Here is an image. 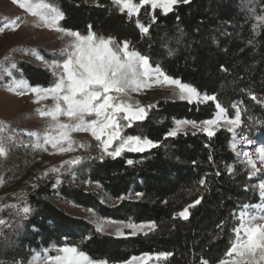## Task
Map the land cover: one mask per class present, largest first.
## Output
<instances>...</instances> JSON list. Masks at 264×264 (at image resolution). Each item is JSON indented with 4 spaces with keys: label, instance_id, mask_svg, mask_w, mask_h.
Instances as JSON below:
<instances>
[{
    "label": "trees",
    "instance_id": "trees-1",
    "mask_svg": "<svg viewBox=\"0 0 264 264\" xmlns=\"http://www.w3.org/2000/svg\"><path fill=\"white\" fill-rule=\"evenodd\" d=\"M43 1L63 12L62 28L82 35L91 30L120 45L127 41L129 49L149 57L154 68L159 65L167 75L215 100L159 102L126 132L156 143L148 151L123 152L113 158L99 145L85 144L87 153L74 169L67 164L69 171L49 175L25 189L34 214L22 239L77 246L93 260L108 264H122L145 253L170 254L156 264H201L202 260L218 264L235 239L242 206L259 202L254 170L237 155L226 129L211 137L190 131L175 137L166 134L176 120L199 124L213 119L217 103L232 115L242 107L246 130H257L251 125L254 117L264 121V22L257 19L264 17V0H190L167 15L147 5L131 17L113 0ZM137 21L149 26L148 34L140 31ZM15 73L42 87L51 86L58 77L29 62H20ZM257 131L264 135L263 127ZM95 152L99 154L94 156ZM88 183L98 185V190L90 191ZM58 199L114 221L154 222L156 227L147 235L115 238L61 210L55 203ZM197 199L200 203L195 204ZM186 207L189 215L184 219L178 213Z\"/></svg>",
    "mask_w": 264,
    "mask_h": 264
},
{
    "label": "snow or ice",
    "instance_id": "snow-or-ice-1",
    "mask_svg": "<svg viewBox=\"0 0 264 264\" xmlns=\"http://www.w3.org/2000/svg\"><path fill=\"white\" fill-rule=\"evenodd\" d=\"M190 0H113L118 5L121 12L127 10L131 17L134 13L139 12L140 7L150 5L151 9L161 10L162 14L167 15L172 12L174 6L178 4H188ZM21 8L28 10L33 16H38L45 26L53 28L55 31L64 36L71 37L69 45L61 50L66 56L62 64H54L53 68H60L62 72L49 87H31L30 91L36 95V102L51 97L54 105L44 110L38 108L37 111L41 116L51 118V128L56 130L55 135L45 134L42 142L37 141L33 147L47 151L45 145H51L53 149L59 152L73 151L74 141L71 138L73 132H90L91 135L99 141V147L102 153L112 156H120L121 153L144 152L148 148L156 147L151 139L138 135L122 136V128L131 126L135 121H142L146 117V109L137 104L128 102L130 92H138L141 89L149 88L155 84L174 86L178 89V96L181 100H187L191 103L193 100H215L214 96L201 97L197 89L189 84L182 83L179 79L167 75L159 65L153 66L149 57L140 55L135 51L129 50V43L123 42L122 46L112 38L97 37L94 32L89 30L87 35H82L78 31H72L62 28L58 21L64 18L63 12L47 4L41 3L33 5L30 0H24L19 5ZM39 9H46L41 11ZM264 22V17H257ZM152 23H155L156 16L151 17ZM91 28V26H89ZM137 27L143 34L149 33V26L137 21ZM171 54V52L169 53ZM37 59H43L37 55ZM20 85H17L19 87ZM11 90V89H10ZM23 95L24 93H20ZM252 99H256L255 96ZM218 109L215 118L207 119L199 124L196 121L176 120L175 127L167 132V137H175L178 132L184 130L188 125L200 131L207 133L209 137L214 135L213 127L218 126L222 119L230 125L228 131L233 132L241 122V112L236 110L233 118L225 117V109L219 103L216 104ZM60 117H66L67 122H62ZM87 117H94L87 119ZM126 121L127 124H122ZM0 131L3 127L0 126ZM37 135L36 133H29ZM114 150L109 151L117 142ZM67 147H64V144ZM252 143V141H248ZM235 147V145H233ZM258 157L264 163V146L256 150ZM8 149L0 144V157H6ZM240 155V153H237ZM243 156L247 157V163L256 169L250 154L245 151ZM211 159V157H209ZM79 157L66 163H77ZM132 164V160L127 161ZM58 171V169H52ZM232 169L229 168V172ZM255 171L253 175H255ZM3 183V177H0V184ZM59 183V180L57 181ZM201 184L205 181L201 180ZM260 203L245 204L242 206L244 211L239 214V226L234 229L235 239L230 242V247L225 253L224 259L219 260L218 264H264V178L258 185ZM142 196V193H136ZM123 199V197H121ZM195 204L200 203L197 199ZM191 205L189 207H192ZM15 209V204L7 205ZM189 207L184 208L178 215L184 219L188 218ZM256 210L259 215L249 211ZM22 211L25 215L30 212L28 206H24ZM18 214V213H17ZM6 221L0 219V225ZM112 223H121L122 227L117 228V235H124L123 228L132 229L131 235H137L138 231L145 228L154 230V222L134 224L132 222L123 223L112 221ZM97 231H103L102 226ZM147 235V232H144ZM2 235V233H0ZM169 253H160V257L166 258ZM41 259L38 254L33 258L34 261ZM45 264H107L106 261H96L77 246H61L56 249L55 255L44 256ZM152 257L145 253L142 256H133L127 264H147ZM201 264H208L207 260H202Z\"/></svg>",
    "mask_w": 264,
    "mask_h": 264
},
{
    "label": "rangeland",
    "instance_id": "rangeland-1",
    "mask_svg": "<svg viewBox=\"0 0 264 264\" xmlns=\"http://www.w3.org/2000/svg\"><path fill=\"white\" fill-rule=\"evenodd\" d=\"M86 1L95 3L98 0ZM22 2L24 0H0V126L3 127V131H0V144L8 149V155L0 157V177H3V183L0 184V219L6 221L4 225H0V233H2L0 235V264H45L43 257L55 255L56 249L61 246L54 243L40 245L41 241L33 243L22 239L23 235L26 234L25 226L28 225L31 216L34 214L32 206L26 203L25 189L34 188L39 180L46 179L49 175H56L55 177H57L69 171L67 164L71 169H74L87 153L85 144L99 145V141L90 132H73L71 133V138L74 141L73 151L59 152L57 149H53L50 144L45 145L47 151L33 147L38 140L42 142L45 134H57L56 130L50 127L51 118L41 116L37 111L38 108L44 110L51 108L54 101L49 97L36 102V95L30 89L31 87L42 86H33L29 81L19 79L15 70L20 62H29L58 76L62 69L52 66L62 64L66 56L61 50L69 45L72 38L45 26L38 16H33L28 10L19 6ZM30 2L34 6L41 3L49 5L43 0H30ZM134 2L138 4L139 0H134ZM39 10L47 11L46 9ZM133 15L138 14L134 13ZM61 21H58L60 27ZM37 55L43 59H37ZM17 85L20 86L17 87ZM21 92L24 94L21 95ZM177 93L178 89H175L174 86L153 83L149 88L130 92L128 102L134 105L138 103L140 107L146 109L148 114L163 100L188 102L179 99ZM200 96L207 95L200 94ZM209 101L193 100L190 104H205ZM237 109L241 112V122L233 132H229L232 135L236 153H240L239 156L247 161L248 158L243 156V152L247 151L256 164V169H253L256 173L253 180L258 187L260 180L264 178V163L260 161L256 150L264 146V135L257 130L264 128V121L254 117L251 125H254L257 130H246L244 109L236 107ZM224 115L230 119L234 117L235 113L232 115L225 110ZM92 118L94 117H87V119ZM60 120L67 122L66 117H60ZM258 120L260 121L258 122ZM121 123L127 124L126 121H121ZM133 124L134 122L131 126ZM131 126L122 128V136H128L126 132ZM229 127L230 125L222 119L218 126L213 127L214 134L221 129L228 130ZM187 131L203 132L207 135L206 132L193 128L191 125L186 126L181 132ZM29 133H36L37 135H30ZM248 141H252V143H248ZM117 143L118 141L114 142L109 151L114 150ZM63 146L67 147V144L65 143ZM152 148H148L146 151ZM98 154L95 152L94 156ZM77 157H79V162L66 163L75 160ZM52 169H58V171H52ZM87 187L90 191H96L99 188L98 185L92 183H88ZM55 203L64 212L91 223L96 229L102 226L103 231L99 232L103 234L115 238L131 235L132 229L129 228H123L124 235H117L116 230L121 228L122 224L112 223L114 220L100 216L93 209L82 208L72 202L59 199L55 200ZM113 203L118 204L119 202L114 201ZM258 203H260V197ZM12 204L17 207L15 209L7 207V205ZM24 206L30 208L27 215L22 211ZM249 211L259 215L254 209H249ZM150 231L145 228L143 231H138L137 235ZM38 254L41 259L34 261L33 258ZM156 261L157 257H152L147 264H156ZM122 264H127V262Z\"/></svg>",
    "mask_w": 264,
    "mask_h": 264
}]
</instances>
